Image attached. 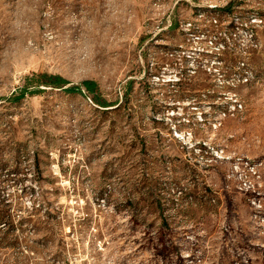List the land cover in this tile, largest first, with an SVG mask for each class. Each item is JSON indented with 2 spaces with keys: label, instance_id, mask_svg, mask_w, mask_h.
Segmentation results:
<instances>
[{
  "label": "rangeland",
  "instance_id": "1",
  "mask_svg": "<svg viewBox=\"0 0 264 264\" xmlns=\"http://www.w3.org/2000/svg\"><path fill=\"white\" fill-rule=\"evenodd\" d=\"M225 1L0 0V264H264V25L232 86L189 36Z\"/></svg>",
  "mask_w": 264,
  "mask_h": 264
},
{
  "label": "built area",
  "instance_id": "2",
  "mask_svg": "<svg viewBox=\"0 0 264 264\" xmlns=\"http://www.w3.org/2000/svg\"><path fill=\"white\" fill-rule=\"evenodd\" d=\"M230 0L224 3L229 4ZM204 7L206 10H213L217 7V3L211 1H205ZM226 10L222 16L226 17L219 19L216 14H206L203 10H198L195 14V19L205 20L207 24H203L202 28L190 33V37L194 39V42H201V45L193 48L200 53H204L210 56L211 63L219 62L221 54L224 52H231L237 54L241 58L235 63V69L232 74L228 75L226 83L228 85H235L236 82H247L253 77L252 70L247 66L246 58L250 49H255L260 46V42L257 36L258 29L264 25V7L258 10H251L246 12L242 17H239ZM190 22H187V26ZM213 26L212 28L209 26ZM204 61H207L205 59ZM221 83V82H220ZM242 108L241 102L236 97L235 93H232L229 97L228 111L231 113L235 110ZM242 166H234V170H237L236 188L247 193V200L254 209L253 217H260V221H264V212L260 213L262 207L261 199L264 195V191L259 190L260 182L258 180V165L259 162H250L248 159L243 160Z\"/></svg>",
  "mask_w": 264,
  "mask_h": 264
},
{
  "label": "trees",
  "instance_id": "3",
  "mask_svg": "<svg viewBox=\"0 0 264 264\" xmlns=\"http://www.w3.org/2000/svg\"><path fill=\"white\" fill-rule=\"evenodd\" d=\"M36 76L37 77H45V78H43V81L44 82H47V83H50V84H57V83H59V82H61V78H60V76H58V75H55V76H51L50 78H47V76H45V74H42V73H39V74H36ZM49 77V76H48ZM83 83V85L86 87V88H89L90 89V87H89V81H83L82 82Z\"/></svg>",
  "mask_w": 264,
  "mask_h": 264
}]
</instances>
